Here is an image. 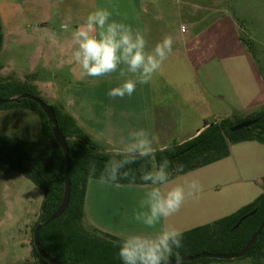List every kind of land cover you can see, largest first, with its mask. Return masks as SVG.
<instances>
[{"label": "crops", "instance_id": "obj_1", "mask_svg": "<svg viewBox=\"0 0 264 264\" xmlns=\"http://www.w3.org/2000/svg\"><path fill=\"white\" fill-rule=\"evenodd\" d=\"M100 1H106L113 18L146 30L149 48L165 36L174 41L172 53L149 84L138 85L130 97L113 99L107 93L118 83L116 74L81 78L78 66L70 62L71 34L90 12H63L68 19L59 28L56 20H46V26L52 25L45 31L59 30L58 38L52 37L58 46L57 50L50 46L47 67H68L69 78L60 84L61 76L54 73L40 84L36 76L34 85L39 93L38 85L49 89L53 104H60L102 152L130 129L148 128L161 143L181 144L195 138L207 123L245 118L264 106V81L241 49V33L231 12L225 11L226 0ZM165 18L173 23L165 25ZM146 19L159 24H145ZM176 21L184 25L178 29ZM184 176L198 179L203 190L166 222L183 233L230 216L263 193L264 145L254 141L230 145L227 158L180 177ZM142 193V185L116 187L90 180L85 221L119 238L134 227L129 221Z\"/></svg>", "mask_w": 264, "mask_h": 264}, {"label": "trees", "instance_id": "obj_2", "mask_svg": "<svg viewBox=\"0 0 264 264\" xmlns=\"http://www.w3.org/2000/svg\"><path fill=\"white\" fill-rule=\"evenodd\" d=\"M240 41L248 45L252 44L242 36ZM2 43L3 35L0 27V55ZM35 79L36 75L33 74L26 75L23 81L0 76V99H18L16 102L3 105L0 110L28 111L35 114L39 120V139L36 141L0 134V172L21 175L43 195L38 220L32 228V236L35 228L48 220L60 205L64 194L66 169L64 154L52 135V125L48 123L36 103L21 99L23 95H30L42 100L33 84ZM49 106L54 111L58 131L65 139L68 149L69 203L59 219L42 228L39 233V244L44 253L59 264H122L117 255L118 249L112 244V241L118 238L91 227L85 221L84 214L85 194L90 181L87 175V163L90 159L103 162L108 156L85 134L60 104ZM254 119H259V122L249 128L230 132L234 125ZM252 141L264 145V106L258 113L245 118L233 116L207 123L205 129L195 138L181 144L174 143L170 145L168 151L157 153V161L167 157L172 162L174 176H181L227 158L230 145ZM177 164L183 165L182 173L175 172ZM120 183L127 185V181ZM137 185H141L139 180ZM253 210H257L255 215L244 220L237 229H233L241 217ZM263 222L264 190L252 204L236 213L212 224L184 232L181 256L190 257L207 252L238 254ZM31 246L32 254L39 263L48 264L38 255L33 242ZM241 259H249L252 264H261L264 260V229ZM212 261L215 260L205 258L192 263L209 264Z\"/></svg>", "mask_w": 264, "mask_h": 264}, {"label": "clouds", "instance_id": "obj_3", "mask_svg": "<svg viewBox=\"0 0 264 264\" xmlns=\"http://www.w3.org/2000/svg\"><path fill=\"white\" fill-rule=\"evenodd\" d=\"M173 42L171 36H165L149 48L146 30L115 19L107 7H99L72 32L70 62L78 66L81 78L116 74L118 83L107 94L123 99L138 85L154 79L172 53ZM170 147L152 130L134 128L110 148L108 159H90L87 163L90 180L116 187L127 181L129 188H135L139 180L143 187L129 221L134 227L112 241L122 264H173V257L174 264H184L180 253L184 233L166 222L188 199L198 198L203 189L196 178L174 176L167 157L157 161V153ZM175 172L182 173L183 165L177 164ZM30 264H39V260L33 257Z\"/></svg>", "mask_w": 264, "mask_h": 264}, {"label": "rangeland", "instance_id": "obj_4", "mask_svg": "<svg viewBox=\"0 0 264 264\" xmlns=\"http://www.w3.org/2000/svg\"><path fill=\"white\" fill-rule=\"evenodd\" d=\"M105 2L0 0V27L3 35L0 76L23 81L24 77L33 71L36 73L38 83L44 84L50 81L55 73L61 76L59 83L65 84L69 78L68 67L59 68L57 64L50 69L47 67L50 46L56 50L58 46V40L54 42L52 37L58 38L59 30L50 28L49 32L45 31L48 27L46 20L48 18L56 20L59 28L63 21L67 23L68 18L61 15L63 12H92L102 5L105 7ZM226 3L228 6L225 11L231 12L240 36L252 42L251 45L241 42V49L253 61V66L264 81V0H226ZM144 23L159 24L156 19H146ZM163 23L172 24L173 21L165 18ZM175 24L178 29L180 25H184L183 21H176ZM51 25L49 24V27ZM56 68L59 70L56 71ZM38 88L40 98L48 105H54L48 96L50 90L44 87L42 89L40 85ZM0 134L36 141L39 139V120L35 114L28 111L0 110ZM42 200V192L24 177L17 173L0 172V264H30L31 258L34 257L31 246L32 228L38 220ZM209 264L252 262L249 259H233L215 260ZM261 264H264V260Z\"/></svg>", "mask_w": 264, "mask_h": 264}, {"label": "water", "instance_id": "obj_5", "mask_svg": "<svg viewBox=\"0 0 264 264\" xmlns=\"http://www.w3.org/2000/svg\"><path fill=\"white\" fill-rule=\"evenodd\" d=\"M21 99L30 100V101L36 103L40 107L42 113L47 118L48 123L52 125V135H53L55 141L57 142V144L59 145L60 149L62 150V152L64 154V158H65L66 169H65V181H64V194H63L62 201H61L60 205L58 206V208L56 209V211L54 212V214L48 220L39 224L35 228V230L33 232V236H32L33 247L35 248L38 255L44 261H46L48 264H59V263L55 262L54 260H52L42 250V248L39 244V233L42 230V228L46 227L50 223L59 219L64 214V212L68 206V203H69V170H70V159H69L68 149H67L66 144H65V139L60 135V133L58 131L57 122H56L54 111H53L52 107L45 104L39 98L30 96V95H23V96H21ZM17 100H18L17 98H12V99H7V100H1L0 99V107H2L5 104L16 102ZM258 122H259V119H254V120H248V121L236 124L230 129V132H237V131L249 128ZM256 211L257 210H253L252 212H249L248 214L241 217L233 229H237L244 220L255 215ZM263 229H264V222L259 226L258 230L251 236V238L249 239V241L247 242L245 247L238 254L220 255V254L201 253V254H198L195 256L182 257L183 262L184 263H192V262H196L198 260L205 259V258L213 259V260H225V261L233 260V259H241L245 256L248 249L255 242V240L261 234ZM173 264H174V260H173Z\"/></svg>", "mask_w": 264, "mask_h": 264}]
</instances>
